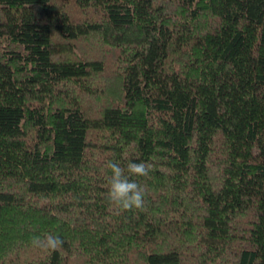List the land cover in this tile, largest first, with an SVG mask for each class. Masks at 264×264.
Masks as SVG:
<instances>
[{
    "label": "trees",
    "instance_id": "16d2710c",
    "mask_svg": "<svg viewBox=\"0 0 264 264\" xmlns=\"http://www.w3.org/2000/svg\"><path fill=\"white\" fill-rule=\"evenodd\" d=\"M0 264H264V0H0Z\"/></svg>",
    "mask_w": 264,
    "mask_h": 264
},
{
    "label": "clouds",
    "instance_id": "9594fccd",
    "mask_svg": "<svg viewBox=\"0 0 264 264\" xmlns=\"http://www.w3.org/2000/svg\"><path fill=\"white\" fill-rule=\"evenodd\" d=\"M105 168L111 175L107 178L106 199L110 207L118 211L142 210L145 205L146 189L133 177H147L152 165L146 162L129 161L125 166L109 160ZM65 241L51 233L43 236L34 235L30 245L42 251L56 252L60 250Z\"/></svg>",
    "mask_w": 264,
    "mask_h": 264
}]
</instances>
